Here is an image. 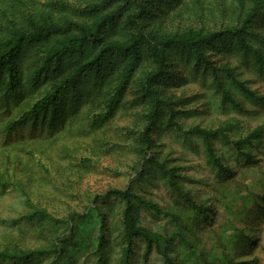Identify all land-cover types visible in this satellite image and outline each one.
Returning a JSON list of instances; mask_svg holds the SVG:
<instances>
[{"label":"trees","instance_id":"trees-1","mask_svg":"<svg viewBox=\"0 0 264 264\" xmlns=\"http://www.w3.org/2000/svg\"><path fill=\"white\" fill-rule=\"evenodd\" d=\"M224 54H235L264 80V0H0V151L6 161L0 193L20 191L28 209L13 223L28 225L39 238L35 247L16 240L0 245V264H74L67 256L86 249L91 213L97 216L93 264H148L154 252L177 264L176 243L187 257L195 256L200 239L192 227L208 220L211 209L184 189L179 167L156 156L155 134L164 125L185 139H199L221 179L233 172L218 143L237 159L255 162L264 123L244 134L235 118L217 127L183 128L178 121L192 111L188 99L176 94L187 75L210 77L223 107L252 112L229 85L264 106V94L251 89ZM70 140L76 150L86 145L88 154L70 155L72 168L45 183L47 194L16 177L22 153L50 158L61 144L58 154L65 155ZM98 152L128 162L134 178L123 188L93 194L82 210L70 208ZM36 163L49 171L42 160ZM26 171L30 175L29 165ZM152 171L171 190L173 210L139 194V179ZM142 211L170 218L178 230L153 231L143 224ZM224 254L214 257L216 264H233Z\"/></svg>","mask_w":264,"mask_h":264},{"label":"rangeland","instance_id":"rangeland-1","mask_svg":"<svg viewBox=\"0 0 264 264\" xmlns=\"http://www.w3.org/2000/svg\"><path fill=\"white\" fill-rule=\"evenodd\" d=\"M224 61H228L234 67H239L243 78L249 81L251 89L264 94V80L259 77L250 67L242 65L241 60L235 54H224ZM211 78L185 77L181 87L176 89V94L183 95L188 99V111L178 116V121L183 128L193 125L206 127H217L222 122L235 118L239 121L242 131L247 133L256 125L264 123V106L252 103L247 97L241 94L236 88L229 85V88L239 101L252 112H239L230 105L223 107L219 95L210 88ZM241 133V131H239ZM92 136V135H91ZM90 138L86 139L90 143ZM157 143L156 156L161 160L166 159L167 164L179 167L178 174L181 185L188 190L198 204L210 207L209 219L202 223L195 224L193 232L200 239L195 245V256L187 257L184 246L176 243V255L180 256L177 264H216V258L224 257L227 253L233 264H260L258 257L264 254V139L259 148L254 150V163H245L243 158L237 159L229 147H222L218 143L224 163L231 167L233 172L229 179H221L208 162L207 155L201 141L197 138L185 139L173 128L159 126L155 134ZM69 143V153L59 155L61 144L57 149L53 148L48 156L43 157L36 154L34 159L26 157L23 153L22 163L19 171L15 174L17 178L28 181L29 190H36L39 186L40 192L47 194L50 186L46 182H54L59 179L60 173L68 172L72 168L70 155L82 154L86 156L88 151L86 145L77 149V144ZM1 150V148H0ZM98 152L95 168L88 175H83L75 189L79 194L69 207L84 209L89 205L88 198L93 194L104 192L110 187L123 188L134 178L131 174L128 162L119 164L115 158L108 155H101ZM4 153L0 151V171L5 173L6 161ZM236 158V159H235ZM42 160L48 166L49 171L37 169L36 162ZM73 163V161H72ZM27 165L31 167V173H27ZM75 172V169L72 170ZM6 175V173H5ZM45 175L44 179H42ZM85 176V177H84ZM75 180V175L70 176ZM138 192L146 199L158 204L166 211L173 210L175 198L171 190L162 180L161 175L155 171L139 179ZM74 190V191H75ZM24 196L19 190L13 187L7 188L0 193V245L16 240L26 247H35L39 244V238L31 231V228L21 223V227L13 222L27 211ZM91 205V204H90ZM63 210L66 209L65 202L59 204ZM90 222L85 223V235L83 240L86 249L79 252H72L68 261L74 264H93L91 257L93 248L92 240L96 236L97 216L91 213ZM142 222L153 231L163 234L176 232L178 229L171 222L170 218L162 216L157 220L150 213L142 211ZM188 222H193L192 220ZM113 223L111 222V225ZM117 233L114 234L116 236ZM199 257L205 258L206 263H201ZM139 264V261L137 262ZM148 264H166L163 257L154 252ZM212 264V263H211Z\"/></svg>","mask_w":264,"mask_h":264},{"label":"crops","instance_id":"crops-1","mask_svg":"<svg viewBox=\"0 0 264 264\" xmlns=\"http://www.w3.org/2000/svg\"><path fill=\"white\" fill-rule=\"evenodd\" d=\"M258 261L260 264H264V254L263 253L259 255Z\"/></svg>","mask_w":264,"mask_h":264}]
</instances>
